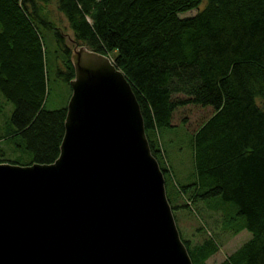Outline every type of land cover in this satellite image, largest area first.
Here are the masks:
<instances>
[{
	"label": "trees",
	"instance_id": "16d2710c",
	"mask_svg": "<svg viewBox=\"0 0 264 264\" xmlns=\"http://www.w3.org/2000/svg\"><path fill=\"white\" fill-rule=\"evenodd\" d=\"M202 1L0 0V96L13 107L0 126V163L58 157L74 76L63 19L76 45L108 55L130 84L191 263L220 249L204 225L198 242L181 236L175 212L202 208L221 232L250 233L217 264H264V0ZM61 84L65 104L47 108ZM190 105L212 113L190 136L192 169L181 180L162 136Z\"/></svg>",
	"mask_w": 264,
	"mask_h": 264
},
{
	"label": "water",
	"instance_id": "95a60500",
	"mask_svg": "<svg viewBox=\"0 0 264 264\" xmlns=\"http://www.w3.org/2000/svg\"><path fill=\"white\" fill-rule=\"evenodd\" d=\"M70 61L58 157L0 163V264H192L130 84L85 46Z\"/></svg>",
	"mask_w": 264,
	"mask_h": 264
},
{
	"label": "rangeland",
	"instance_id": "374dc122",
	"mask_svg": "<svg viewBox=\"0 0 264 264\" xmlns=\"http://www.w3.org/2000/svg\"><path fill=\"white\" fill-rule=\"evenodd\" d=\"M204 0L200 3L198 8L203 7ZM195 10L188 11L187 13L181 14V16H191ZM57 15V14H56ZM55 17V15H54ZM57 17H59L57 15ZM59 19V18H58ZM58 25L66 31V44L70 46L72 50L75 47V43L71 40L69 36V31L67 29L66 23L63 19H59ZM57 84L53 85L56 86ZM59 88V89H58ZM57 89L51 91L47 102V108H57L65 104V99L68 94L67 88L61 84ZM0 126L9 118L13 111V107L10 103L4 101L0 96ZM212 113L210 107L202 108L198 106H187L183 109H178L174 114V119L172 124L175 125L172 129L165 130L162 136L164 148L167 152V159L174 169V173L177 179H181L187 172L192 169V158L190 149V136L194 130ZM11 155L9 158L11 159ZM167 163V162H166ZM177 226L181 233V236L185 239L191 240L193 243L200 241L206 235L199 234L197 231L205 226L207 234H213L217 237L220 243L219 251L211 256L207 264H217L224 259L227 254L233 252L237 247H239L243 242L250 238V233L246 230H242L236 235H232L229 232H221L217 226L212 223L217 219L218 215L210 214L205 212L204 209H199V213L192 215L188 212H182L177 210ZM200 218V219H199Z\"/></svg>",
	"mask_w": 264,
	"mask_h": 264
},
{
	"label": "crops",
	"instance_id": "0c3cea01",
	"mask_svg": "<svg viewBox=\"0 0 264 264\" xmlns=\"http://www.w3.org/2000/svg\"><path fill=\"white\" fill-rule=\"evenodd\" d=\"M182 176L186 177V176H187V174L185 173V174H184V175H182Z\"/></svg>",
	"mask_w": 264,
	"mask_h": 264
}]
</instances>
